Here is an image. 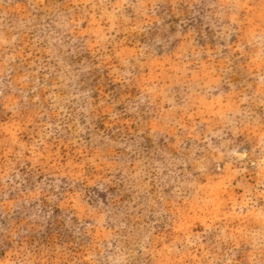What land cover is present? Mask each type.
<instances>
[{
  "label": "rangeland",
  "instance_id": "1",
  "mask_svg": "<svg viewBox=\"0 0 264 264\" xmlns=\"http://www.w3.org/2000/svg\"><path fill=\"white\" fill-rule=\"evenodd\" d=\"M0 264H264V0H0Z\"/></svg>",
  "mask_w": 264,
  "mask_h": 264
}]
</instances>
